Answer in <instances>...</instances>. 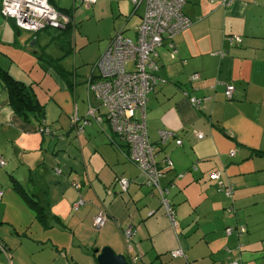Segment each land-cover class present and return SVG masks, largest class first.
I'll return each mask as SVG.
<instances>
[{
  "label": "crops",
  "instance_id": "obj_1",
  "mask_svg": "<svg viewBox=\"0 0 264 264\" xmlns=\"http://www.w3.org/2000/svg\"><path fill=\"white\" fill-rule=\"evenodd\" d=\"M49 2L57 10H69L73 20L70 54L76 44L81 50L87 36L75 33V1ZM111 2L117 27L107 38H99L104 41L93 50L86 73H79L75 63L68 67L63 58L61 74L39 63L40 54L62 56L52 39L58 30L34 35L20 30L17 34L13 20L0 14V27L9 24L13 28L12 40L0 34V66L14 79L31 85L44 111L39 121L16 115L0 78L1 167L8 171L10 181L19 182L46 207L55 232L33 237L32 210L9 186L7 191L13 196L1 190V214L8 208L13 214L0 218L14 226L13 234L0 231L8 261L22 264L26 249L42 252L51 244L55 251L47 248L42 264H80L81 259L97 264L96 255L103 246L130 262L136 256L133 264H228L232 258L243 264H264V155L259 153L264 154V0H230L228 5L221 4L222 0H186L183 11L193 21L173 37V57L166 43L158 49L155 61L162 81L147 93L145 123L151 143L157 144L161 129L173 133L158 145L155 159L163 171L161 182L167 186L175 227L154 191L145 185L144 176L127 160L124 149L114 144L113 139L117 140L106 120L98 124L94 117L85 116L89 105L95 115L105 111L87 89L86 79L95 74L93 64L116 31L134 37L143 11L137 13L143 3L134 8L131 0ZM130 25L129 35L125 31ZM51 44L53 48L46 52ZM192 74L198 78L190 80ZM225 84L234 87L230 100L224 96ZM182 91L200 98V103L192 106ZM84 118L88 123L82 124ZM43 127L50 133H42ZM165 157L171 161L168 168ZM214 171L221 183L232 187L231 198L209 179ZM119 177L129 179L125 193H120ZM80 196L85 203L73 210ZM99 210L107 213L108 221L95 231L91 222ZM151 210L154 213L148 215ZM226 226H243L245 232L226 235ZM124 227L134 232L131 249L122 236ZM35 229L38 233L42 228ZM175 249H181L184 257L172 258L170 252Z\"/></svg>",
  "mask_w": 264,
  "mask_h": 264
},
{
  "label": "built area",
  "instance_id": "obj_2",
  "mask_svg": "<svg viewBox=\"0 0 264 264\" xmlns=\"http://www.w3.org/2000/svg\"><path fill=\"white\" fill-rule=\"evenodd\" d=\"M74 1L75 4L78 2L89 7L96 0ZM131 2L134 8L140 3L144 4L140 23L134 29V37L125 36L121 30L116 31L93 64L95 74H91L86 79L88 91L104 107L105 111L102 115H95V108L89 105L85 116L94 117L98 124L106 120L117 142L122 145L127 160L133 163L144 176L145 185L154 191L160 207L170 220L171 225L175 227L174 211L166 198L167 186L161 182L163 171L155 159L158 145H162L172 138L173 133L170 130L161 129L158 131L157 144L151 143L146 132L145 110L147 93L158 81H162L161 77L157 75L159 67L155 61L158 49L163 43H166L171 49L173 57L175 53L173 37L189 26L193 20L183 11L186 0H131ZM221 4L228 5L230 0H222ZM0 14L13 20L20 30L29 33L45 29H60L68 23H73L68 14L55 9L49 0H1ZM197 78V74L190 76V80ZM233 91L232 84H225L224 96L226 99H231ZM182 93L188 97L192 106H197L201 101L200 98L189 96L186 91H182ZM75 120L78 118L76 117ZM86 123L88 120L84 118L82 124ZM81 129L82 126H79L78 130ZM40 130L46 134L50 133L47 127ZM197 137L201 138L202 134H197ZM175 143L179 144L180 140L176 139ZM163 161L165 167L171 166V161L167 157ZM1 165H4V160L0 157ZM178 176H182V174H178ZM208 177L220 185L225 196L231 198L232 187L219 181L218 172H211ZM117 183L120 193H125L129 179L119 177ZM75 186L79 187L78 184ZM84 203L85 200L80 196L73 202L72 209L78 210ZM232 209L233 207L230 205L229 210ZM153 213L151 210L148 215ZM107 221V213L104 210H99L92 218V229L100 230ZM233 232L241 235L245 232V228L243 226L225 228L226 235ZM133 233L130 227L122 228V236L128 249H131L130 241ZM226 251L230 252V249L226 248ZM170 256L172 258L184 257L181 249L172 250ZM228 264L243 263L238 258H232Z\"/></svg>",
  "mask_w": 264,
  "mask_h": 264
},
{
  "label": "rangeland",
  "instance_id": "obj_3",
  "mask_svg": "<svg viewBox=\"0 0 264 264\" xmlns=\"http://www.w3.org/2000/svg\"><path fill=\"white\" fill-rule=\"evenodd\" d=\"M110 3H112L111 0H99L97 5H93L91 7H86L85 5L80 4L78 2H76V4H75V6H76V9H75L76 10V17H75L76 20H75V22L77 23V28L75 30V33L77 36L79 34L87 36L86 43L81 42V43H85L84 47L81 50H79L78 44H76V46L74 48L75 49L74 52L68 56H65L63 58V61H65L67 63L68 67L72 63H75L79 69V73H83V72L86 73L90 70V66H91L90 63L94 57L93 56V50L98 48V44L101 43V41H104V39L99 40V38L100 37L107 38L110 31H112L114 29V27H117L116 26L117 22L115 21L114 15L111 14ZM112 8H114V7H112ZM143 9H144V4L141 5L139 12H137V13H140ZM113 13H115V12H113ZM142 13H143V11H142ZM139 23H140V20H139L138 24ZM138 24H136V26ZM132 28H133L132 25H130V29L126 30L125 32H127L130 35L132 30H133ZM1 32H3L4 36L7 37V39L12 40L13 28L9 24H7V26H5V27L1 26L0 27V34H1ZM21 39L18 37L17 43H21ZM52 46L53 45L51 44V45H48L46 48L44 47L46 49V52H49L51 50V48H53ZM41 50H42V48H41ZM41 50L36 49V52L37 53L39 52V54H40ZM27 52H24V53L27 54ZM56 53H57V51L55 49L54 54H56ZM18 54H20V53H18ZM43 56H44V54H43ZM34 60L36 61L38 59L34 58ZM39 63L44 64L45 63L44 58H42V61L40 60ZM101 109L104 111V107H101ZM1 166H3V165H1ZM1 166H0V192L2 194V191H5V190L7 191L6 187H8V186L11 189H13L12 188L13 183H12V179H11V181L9 179L8 171H5V168L1 167ZM7 192H9V194H10L9 196H13L10 191H7ZM1 206H3L2 203H0V218L1 219H9V217H13V214L11 213L9 208L4 211V216H2ZM12 221H16V225L19 224V220L17 221V220L13 219ZM22 221H25L24 217H21V222ZM35 228H42V229H39L38 233H36ZM50 228H52V227L43 228L40 223H38L37 221H34L33 226H32L30 231H31L33 237L39 238L40 235L41 236L42 235H49L50 233L55 234V232L53 231V228H52L51 232L49 231ZM13 230H14V226L10 225V223L0 224V231L3 233L9 232V233L13 234ZM16 231L21 233L20 232L21 230L19 227L17 228ZM23 248H24V245H23ZM47 248L49 250L55 251V248L51 244H47ZM47 248L41 249L42 252L34 251V252H30V253L26 249L24 252H22L23 256H24L22 264H33V263L42 264V263H44L41 260L43 259V254H45V252L48 251ZM7 254H8V252H7ZM58 254L63 257V255H62L63 252L59 251ZM40 255H42V256L39 258ZM4 257H3V254L0 253V264H12L13 261L11 259H10V261H8ZM81 261L82 262L80 264H85V262H83L82 259H81Z\"/></svg>",
  "mask_w": 264,
  "mask_h": 264
},
{
  "label": "trees",
  "instance_id": "obj_4",
  "mask_svg": "<svg viewBox=\"0 0 264 264\" xmlns=\"http://www.w3.org/2000/svg\"><path fill=\"white\" fill-rule=\"evenodd\" d=\"M65 14L70 15L69 10H59ZM47 30V29H45ZM58 30L57 34L53 36V40L55 41L56 45L62 51V56L60 58H52L48 54L38 55L40 60L44 58V62L49 64L52 67H55L58 73H64L63 67L60 65V60L65 56L69 55L72 51L71 46V37L73 31V25L70 23L66 24ZM14 31L18 34L20 29L14 24ZM22 31V30H21ZM38 33V32H36ZM36 33H32L33 35ZM44 53V52H43ZM0 78L4 82L8 90L9 95V105L12 110L21 117L23 120H28L29 118H36L37 121L41 120L44 111L43 106L39 103L36 98V95L31 87V85H26L24 82L14 79L5 69L0 66ZM114 144L117 147L122 148V145L117 143L113 139ZM261 155V152H259ZM13 183V191L18 194V196L26 203V205L32 210L34 219L42 225L43 228H49L50 224L48 223V211L45 206H42L36 199H34L28 192L19 184L16 180L12 179ZM4 223L0 220V224ZM229 227V226H226ZM225 227V228H226ZM236 227V226H231ZM225 232V229H224ZM0 253H3L8 260V255L6 254L8 250H6L7 246L5 243L0 239ZM3 247V248H2ZM4 249L6 251H4ZM137 257L135 256L131 261H135Z\"/></svg>",
  "mask_w": 264,
  "mask_h": 264
},
{
  "label": "water",
  "instance_id": "obj_5",
  "mask_svg": "<svg viewBox=\"0 0 264 264\" xmlns=\"http://www.w3.org/2000/svg\"><path fill=\"white\" fill-rule=\"evenodd\" d=\"M96 262L97 264H133V261H128L123 254L116 253L110 246L100 248Z\"/></svg>",
  "mask_w": 264,
  "mask_h": 264
},
{
  "label": "bare ground",
  "instance_id": "obj_6",
  "mask_svg": "<svg viewBox=\"0 0 264 264\" xmlns=\"http://www.w3.org/2000/svg\"><path fill=\"white\" fill-rule=\"evenodd\" d=\"M89 120V119H88ZM40 129H42V128H40ZM41 132H42V130H40ZM43 133V132H42ZM1 246V245H0ZM3 248V247H2ZM4 251H6L5 249H4Z\"/></svg>",
  "mask_w": 264,
  "mask_h": 264
}]
</instances>
